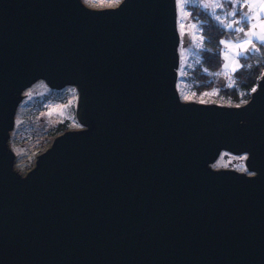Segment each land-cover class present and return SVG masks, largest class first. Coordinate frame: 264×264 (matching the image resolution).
Segmentation results:
<instances>
[{
  "label": "water",
  "instance_id": "water-1",
  "mask_svg": "<svg viewBox=\"0 0 264 264\" xmlns=\"http://www.w3.org/2000/svg\"><path fill=\"white\" fill-rule=\"evenodd\" d=\"M177 21V0H0V264H264V73L243 104L182 100ZM40 79L75 86L82 126L22 173Z\"/></svg>",
  "mask_w": 264,
  "mask_h": 264
},
{
  "label": "rangeland",
  "instance_id": "rangeland-1",
  "mask_svg": "<svg viewBox=\"0 0 264 264\" xmlns=\"http://www.w3.org/2000/svg\"><path fill=\"white\" fill-rule=\"evenodd\" d=\"M121 0H83L90 7L104 8L116 6ZM241 2L245 5L235 10L244 13L247 12L251 19L242 21L241 15L230 16L228 13L234 11L231 0H200V4L220 5L215 9V15H220L226 26L232 23L234 28H241L243 31L237 32L235 36H225L221 39L222 43L221 54L223 57L222 76L226 78V82L233 84L234 72L239 69L241 58L237 53L245 49H251L254 44L257 49L262 44L259 39L253 38L251 44H241L240 41L247 39L244 32L249 35L254 31L257 35H264V28L261 26V20L264 16L259 15L261 12L260 0H235L239 5ZM186 0H177L178 11V28L182 36L188 35L189 41L180 47V65L178 74L177 88L180 97L184 101H202L206 103L215 102L218 104L234 105L239 103H232L230 100L221 98L219 89L214 88L210 91L197 93L192 87L191 79L189 78L194 66L201 59L200 49L203 48V34L201 32V21L192 13V7L198 6L197 3H189L185 6ZM199 7V6H198ZM202 8V7H201ZM205 9V8H202ZM207 10V9H205ZM208 10L212 13V8ZM214 16V15H213ZM237 21H242L237 24ZM255 25L253 28L252 26ZM227 28V27H226ZM229 29V28H228ZM230 30V29H229ZM259 51H249V56ZM23 99L18 105L16 119L18 122L10 131L8 143L11 147H15L19 151V155L15 156V165L20 172H26L34 165L35 159L44 149L53 143L54 137L64 132L56 128L59 122L70 120L68 128L76 129L82 125L79 121H74L68 112L69 105L76 104L78 94L75 86H65L63 89H53L45 83L43 79L36 81L29 88L22 92ZM220 165L225 166L230 163V167H239L240 164H245L246 155L231 154L225 152L221 155ZM240 168V167H239Z\"/></svg>",
  "mask_w": 264,
  "mask_h": 264
},
{
  "label": "trees",
  "instance_id": "trees-1",
  "mask_svg": "<svg viewBox=\"0 0 264 264\" xmlns=\"http://www.w3.org/2000/svg\"><path fill=\"white\" fill-rule=\"evenodd\" d=\"M192 10L193 17L200 20L203 25L201 27L203 34V48L200 49L201 59L189 76L192 87L197 93L218 88L221 98L230 100L233 104L245 103L250 99L253 89H256L257 82L264 73V44L259 46V53L241 58L243 67L234 72V82L229 84L222 76L221 39L225 36H235L237 32L229 30L224 24H219L208 9L195 6L192 7ZM69 106L68 112L75 121L76 106L74 103ZM69 122L70 120L59 122L56 128L65 131L68 129Z\"/></svg>",
  "mask_w": 264,
  "mask_h": 264
},
{
  "label": "snow or ice",
  "instance_id": "snow-or-ice-1",
  "mask_svg": "<svg viewBox=\"0 0 264 264\" xmlns=\"http://www.w3.org/2000/svg\"><path fill=\"white\" fill-rule=\"evenodd\" d=\"M193 2L197 3L199 7H202L205 9H208L209 7H211L212 11H213L214 19L219 24H221V25L224 24V21L221 19V16L215 15V9L220 7V5L210 6L208 4H200V0H186L185 6H187V4L193 3ZM231 2L233 3L234 11L231 13H228V15H230V16L241 15L242 21H248L251 19V16H249L247 12L240 13V12L235 10L237 7H240V8L244 7L245 5L243 4V2H241L239 5H237L235 3V0H231ZM260 8H261V12L259 13V15L264 16V0H260ZM242 21H237L236 23L239 24ZM261 26H262V28H264V20H261ZM200 27H203V25H200ZM226 27L229 29H233L234 31H243V29H241V28H234V25L232 23H228L226 25ZM252 27L254 28L255 25H253ZM244 35H245V37H247V39L240 41L241 44H251L253 38L259 39L261 41V43L264 44V35H257V33L254 31L251 33V35H249L248 32H244ZM221 43H224V42L221 41ZM249 51H259V49H257L255 47V45L253 44L251 49H245L244 51L238 52L237 55L238 56H245V55H247V53ZM241 67H243V66H241ZM253 91H255V89H253Z\"/></svg>",
  "mask_w": 264,
  "mask_h": 264
},
{
  "label": "built area",
  "instance_id": "built-area-1",
  "mask_svg": "<svg viewBox=\"0 0 264 264\" xmlns=\"http://www.w3.org/2000/svg\"><path fill=\"white\" fill-rule=\"evenodd\" d=\"M69 129H72V128H69ZM225 152H228V151H225ZM225 152H222L219 156V158L218 159H216L215 161H214V163L212 164V166H213V168L215 167V168H234V167H230V163H227L225 166H221L220 165V158L222 157L221 155L222 154H225ZM35 161H36V159H35ZM35 163V162H34ZM239 167H236V169H238V170H241V171H247V167H245V164H240V165H238ZM16 168H17V165H16ZM18 169V168H17ZM28 171V170H27ZM23 173H25V172H23Z\"/></svg>",
  "mask_w": 264,
  "mask_h": 264
},
{
  "label": "bare ground",
  "instance_id": "bare-ground-1",
  "mask_svg": "<svg viewBox=\"0 0 264 264\" xmlns=\"http://www.w3.org/2000/svg\"><path fill=\"white\" fill-rule=\"evenodd\" d=\"M17 120V119H16ZM17 122H18V120H17ZM16 122V123H17ZM12 149L14 150V153L16 154V155H19L18 153H19V151L15 148V147H12Z\"/></svg>",
  "mask_w": 264,
  "mask_h": 264
}]
</instances>
